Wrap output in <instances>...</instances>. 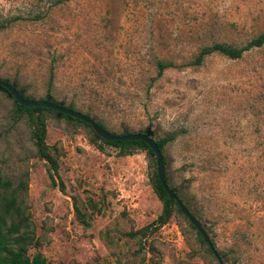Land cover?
<instances>
[{"label": "rangeland", "instance_id": "1", "mask_svg": "<svg viewBox=\"0 0 264 264\" xmlns=\"http://www.w3.org/2000/svg\"><path fill=\"white\" fill-rule=\"evenodd\" d=\"M264 32V0H0V79L113 133L149 129L178 190L223 264H264V46L191 62L213 43L241 48ZM171 64L156 77V62ZM51 74V75H50ZM57 174L36 156L31 125L0 90V177L51 264H217L175 212L160 213L155 167L139 150L92 138L44 113ZM92 140L94 142H92Z\"/></svg>", "mask_w": 264, "mask_h": 264}, {"label": "trees", "instance_id": "2", "mask_svg": "<svg viewBox=\"0 0 264 264\" xmlns=\"http://www.w3.org/2000/svg\"><path fill=\"white\" fill-rule=\"evenodd\" d=\"M261 46H264V32L250 39L246 43V45L241 48H236L224 43H213L209 46H204L201 49H199L197 55L194 57L193 61L191 62V65L193 66L200 65L206 56H209L214 53L222 55L231 60L239 59L244 51H247L251 48H259ZM155 66H156V77H159L165 69L171 67V64L167 62L157 61ZM49 95L50 92H47L46 97H49ZM52 101L55 103H61L60 101L59 102H56L54 100ZM13 103H14L15 111L20 116L25 115L27 117L31 125L30 136L33 145L35 147L36 156L39 160H42L47 164L48 176L52 180V177L56 176L57 174V163L55 157L48 152L47 146L45 144L46 127H45V120L43 118V114L49 113L55 115V112L47 108H38L37 114H34L33 108L21 107L14 100ZM65 107L68 109L75 110L72 102H69ZM60 118L72 120L77 124H79L80 126L89 129L90 132L92 133L93 139L99 140L100 142L106 145L117 148V153H116L117 156H129L136 150L144 152L149 158V165L155 167V158L153 156V153L145 143L141 141H122V142L104 141L100 139L98 136H96L92 131V129L83 122L73 118H69L63 114L60 116ZM93 121L97 126L107 131L102 125V122H100L99 120L97 121L93 120ZM143 132L144 131L138 133H143ZM124 133L125 132L123 131L119 135H122ZM173 138H174V134L171 133V134H166L162 138L155 141L156 146L159 149L162 156L163 166H165L166 163L163 155V148ZM92 142L94 141L92 140ZM164 176L166 183L169 186L165 168H164ZM151 179L153 181L152 184L153 192L156 198L158 199V201L161 203L160 213L150 224L144 226L143 228L133 233H128L127 235L130 238L135 237L136 235H139L140 237H144L149 229H151V231L154 232L160 227H162L164 224H166L167 221L172 216L173 212H175L178 216L182 218V220L186 222L187 226L194 231L199 243L204 245L207 253L212 256L206 245L203 243L199 233L189 223V221L182 215L175 201L169 199L166 196L164 190L161 188L160 184L157 181L155 170L154 172H152ZM10 187H11L10 182L7 180H3L0 177V189L2 191H6ZM169 188L174 194H176V196L181 201L183 206L187 209V211L196 219V217L190 212L187 203H185L182 200V198L179 196L178 190L171 186H169ZM27 227H28L27 219L23 216V213L21 212L18 203H16V199L14 198L12 193L8 194V197L2 196L0 193V264H51L49 262H46V260L42 257V255L38 252L33 253L31 256L28 255V249L32 246L36 247L37 245L35 241H33L32 233L30 231H27ZM217 253L223 263V257H224L223 254L219 253L218 251Z\"/></svg>", "mask_w": 264, "mask_h": 264}, {"label": "water", "instance_id": "3", "mask_svg": "<svg viewBox=\"0 0 264 264\" xmlns=\"http://www.w3.org/2000/svg\"><path fill=\"white\" fill-rule=\"evenodd\" d=\"M0 90L6 93L8 98L13 99L19 106L26 107V108H33L34 114H37L38 108H47L55 112L56 117H60L62 114L66 115L69 118L76 119L78 121L83 122L84 124L88 125L94 134L98 136L100 139L108 142L117 141H141L145 143L149 149L152 151L153 156L155 158V174L158 183L160 184L161 188L164 190L166 196L174 200L178 209L182 213V215L189 221V223L195 228V230L199 233L202 238L203 243L208 248L209 252L212 254L213 258L216 260L217 264H223L219 255L215 248L213 247L208 235L203 230L201 224L198 220H196L183 206L181 201L178 199L176 194H174L169 186L166 183L165 176H164V166L162 162V156L159 149L156 146L155 141L151 137V131L149 129L144 130L143 133H124L122 135L113 134L111 132L105 131L103 128L97 126L95 122L87 115L73 110L66 108L61 103L53 102L50 97H45L41 100H33L26 98L22 91L17 90L13 84L8 83L5 80L0 79Z\"/></svg>", "mask_w": 264, "mask_h": 264}]
</instances>
